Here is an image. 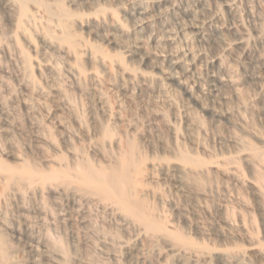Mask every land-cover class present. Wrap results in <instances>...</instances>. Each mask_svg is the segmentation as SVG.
I'll list each match as a JSON object with an SVG mask.
<instances>
[{"label":"rangeland","instance_id":"374dc122","mask_svg":"<svg viewBox=\"0 0 264 264\" xmlns=\"http://www.w3.org/2000/svg\"><path fill=\"white\" fill-rule=\"evenodd\" d=\"M0 164V264H264V0H0Z\"/></svg>","mask_w":264,"mask_h":264},{"label":"bare ground","instance_id":"6f19581e","mask_svg":"<svg viewBox=\"0 0 264 264\" xmlns=\"http://www.w3.org/2000/svg\"><path fill=\"white\" fill-rule=\"evenodd\" d=\"M23 6V4H22ZM68 10L65 8L61 9L63 15H68ZM22 12H25L22 7ZM63 40L73 46L68 34L63 36ZM127 155V154H126ZM182 160L187 163H194L188 156H182ZM133 166L132 157L128 154L124 156L118 164L111 166L107 169H97L91 164L78 165L76 167L78 174L80 175L81 181L88 186V188L101 195L105 199L112 200L119 204L123 208H130V194L128 192L129 169ZM1 170H6L11 173L12 169L4 164H0ZM27 171V170H26ZM23 173L22 175L26 178H30L29 172ZM29 171V170H28ZM141 220L143 218L139 216ZM145 225L151 227L152 222L145 220Z\"/></svg>","mask_w":264,"mask_h":264}]
</instances>
